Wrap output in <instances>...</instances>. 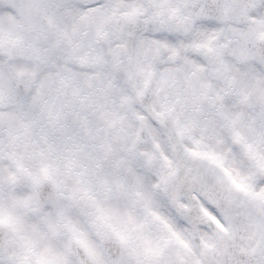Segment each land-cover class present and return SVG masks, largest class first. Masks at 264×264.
<instances>
[{"label": "snow or ice", "instance_id": "obj_1", "mask_svg": "<svg viewBox=\"0 0 264 264\" xmlns=\"http://www.w3.org/2000/svg\"><path fill=\"white\" fill-rule=\"evenodd\" d=\"M0 264H264V0H0Z\"/></svg>", "mask_w": 264, "mask_h": 264}]
</instances>
